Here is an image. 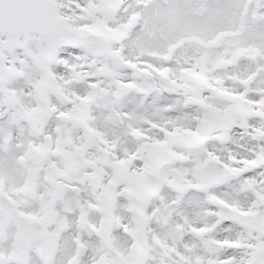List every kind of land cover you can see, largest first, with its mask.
<instances>
[{
	"label": "rangeland",
	"instance_id": "obj_1",
	"mask_svg": "<svg viewBox=\"0 0 264 264\" xmlns=\"http://www.w3.org/2000/svg\"><path fill=\"white\" fill-rule=\"evenodd\" d=\"M245 2L246 0H192L194 5L199 6L206 3L210 11L217 12L220 27L215 31L188 37L176 44L168 53L173 70L167 72L165 69L167 83L138 77L136 79L131 72L122 69L116 62H109L104 72L99 71L98 67H88L87 72L96 78L99 88L106 92L92 103L90 112L92 119L88 121V125L101 133L104 139L116 143L114 150L116 156L123 158L125 152H137L140 141L129 134L130 127L142 129L148 137L155 138L162 134L161 130L150 127L145 121H152L160 125L161 129L166 127L165 121L168 120H176L186 126L194 124L193 117L200 114L196 91L201 93L205 87H215L223 91L225 83L229 91L237 88L240 92L244 91L237 81L229 77L238 75L246 78L256 72L258 64L254 63L250 57L254 55V45L259 44V37L264 35V21L253 19L250 12L246 14ZM115 3L117 4V0H97L96 4L87 10L90 23L83 29L97 31L101 36L112 39L110 43L121 39L126 31V25L121 24L116 29L108 27L111 22L108 10ZM169 3L170 0H154V4L161 9L166 8ZM208 15L209 12L205 11L200 19L204 20ZM232 22L245 25L249 37L248 46H245L240 35L230 30L229 26ZM137 35L144 36L140 28L136 29L133 38ZM17 51L19 50L14 49L10 52L8 60H11ZM136 54L137 51L133 46L129 45L125 48L126 56L132 57ZM91 59L96 61L97 66L104 63V57L97 56ZM156 63L161 65L159 60ZM259 63H264V61H259ZM141 68L144 66L141 65L137 71ZM147 70L152 71L150 66ZM218 78L222 81L219 84L217 83ZM35 79H39V74L33 70L29 71L25 77L6 79L0 83V167L8 168L12 155L21 156L30 144L34 146L31 152L21 156L14 177L10 176L7 171L0 177V193L7 194L16 208L26 207L29 216L34 219L36 228L45 227L48 234L59 233V249L55 253L56 264H63L65 258L69 259V264L73 262L74 264H82V262L83 264H93V262L95 264H146V262L147 264H178V262L179 264H197L198 260L201 264H209V261L215 262L226 255L240 254L238 249L234 250L233 246L228 245H216L222 249L219 253L213 254L205 243L207 240H247L249 238L247 229L241 227L239 223H234L230 230H224L221 222L227 211L210 204L207 199L208 192L192 189L190 194L182 196L168 187V184L159 186L157 194L150 198L147 197L144 201L148 204V212L153 209H157V212L151 218L150 224L144 213L138 216L139 225L135 221V234L140 236H142L144 221L146 225L143 230L145 238L135 247L136 250L129 248L132 228L119 232L114 231L115 225H111L114 233L109 235L110 247L104 244L103 237L98 240L94 232L81 230L76 223L80 206L90 200L91 193L95 191L99 194L100 190L105 187L102 176L104 169L110 170V175L106 174L105 177L121 176L122 186L114 190L117 193L123 189L125 195V188L128 185L134 186L140 182L138 187L144 185L149 188L153 184L154 166L159 160L173 159L175 161L173 167L181 174L186 169L189 170L187 178L192 179L190 170L196 161L203 159V155L201 153L200 156H195L185 151V142L193 138L179 133L171 147L177 153L190 156L191 162L175 160L164 149H154L142 154L151 160L150 167L147 169L133 168L132 162L128 161L125 170L122 169V175L119 166L106 168L105 163L110 165L113 157L103 158L104 154L100 149L104 145L93 142L91 147H84L82 153L77 152L78 146L85 145L83 133L71 120L58 119V113H52L42 125L37 124L35 130L37 129L39 137L31 136L32 130H29L28 136L26 132L29 126L21 124L19 113L24 114V108L34 107L37 103L29 83L30 80ZM129 79H135L143 91L118 88V81ZM251 87L264 89V72L257 76ZM177 88L185 89L188 94H179L176 91ZM10 89L16 90L19 103L11 100V109L5 111L4 107L9 106L7 91ZM91 91L87 80L74 81L64 95L71 98V92H76L80 96H86ZM204 95L207 97V92ZM49 98L50 104L54 105L58 112H68L73 107L72 103L56 93H50ZM207 102L209 105L215 103L212 98H208ZM234 103L238 105L236 115L251 110V106L243 101L237 100ZM13 105L17 109L14 110ZM12 118L18 124L17 127L12 125ZM248 123L255 124L257 127L261 124L260 121H248ZM212 126L218 127L219 125L213 123ZM58 127L61 129L60 134L56 131ZM250 131L251 129L246 126L233 129L229 142H211L207 145V151L215 153L225 161L229 155L236 156L238 161L245 157L251 160L252 153H259V148L257 141L246 134ZM46 137H51V139H46ZM56 146H60V149ZM75 152H77V158L72 161L71 158ZM80 155L83 157L80 158ZM67 161H71L78 167L75 181L68 183V187L63 188L60 194H56L55 199L49 197L47 201H44L43 196L46 193L56 192L55 184L58 174L65 168L62 162ZM88 162H92L93 165L89 167ZM242 167L245 170L243 176L238 174L237 178L227 180L222 186L212 188L209 192L215 193L230 204L248 208L256 197L254 192L244 184L245 177L254 178L256 191L264 189V182H262L264 177L247 170L252 167V164ZM89 172L94 173L95 179L91 183L90 179L81 182L84 174ZM132 173H136L139 177V181H135L134 185H130ZM31 178L32 180L29 181ZM193 183H198V181L193 180ZM120 203L126 204L127 201L121 199ZM109 209L108 215L111 216L112 206ZM209 209L212 214H209ZM116 213L118 223L121 217L127 223L129 215L127 210L117 207ZM87 219L94 224L98 216L93 211ZM177 225H182V229L178 230ZM206 226L213 230L202 236H197L191 231L193 227ZM16 233L14 225H6L3 218L0 222V250L10 249L8 255L0 251V260H3L4 264H21L19 259L22 253L18 247ZM66 240L70 243L64 247ZM81 243L83 247L80 246ZM143 246H145L144 249ZM98 249L103 251L99 259H97ZM133 253L134 258H127V254L132 256ZM49 254L50 249L42 256L34 249L30 255L29 253L26 255L27 264H42V257Z\"/></svg>",
	"mask_w": 264,
	"mask_h": 264
},
{
	"label": "snow or ice",
	"instance_id": "obj_2",
	"mask_svg": "<svg viewBox=\"0 0 264 264\" xmlns=\"http://www.w3.org/2000/svg\"><path fill=\"white\" fill-rule=\"evenodd\" d=\"M96 2L97 0H0V82L6 79L25 77L29 71L38 72L39 79L29 81L37 103L34 107L23 109L25 118L33 125H42L52 113H58V119L78 122L85 129L87 140L85 145L77 147V152L82 153L83 148L88 144L98 142L104 145L100 149L104 154L103 158L113 157L114 168L131 161L133 168L147 169L151 166V160L142 154L154 149H164L175 160L191 162L190 156L175 152L171 146L179 133L192 137L193 139L185 142V151L191 153L199 150L203 159L193 164L190 170L192 179L187 178L189 170L186 169L183 174L178 172V181H168V187L176 191L194 188L208 192L209 203L227 211L221 222L224 230H230L234 223H239L249 233L247 240L211 241L216 245L233 246L234 250L238 249L240 254L226 255L223 258H218L215 262L209 261V264H264V189L256 191L254 178L245 177L244 184L254 192L256 197L248 208L230 204L215 193L209 192V189L233 178L237 172L243 176L245 170L242 166L246 164L253 165L247 169L248 171L256 172L257 175L264 177V143H261L264 141V89L251 87L257 76L264 72V63H259V61H264V35L259 37V44L254 45L255 52L250 57L254 63L258 64L256 72L246 78H241L238 75L229 77V79L238 82L244 89L243 92H240L238 88L227 90L226 83L223 91L215 87H205L200 93L201 98L198 101L200 114L193 117L194 124L186 126L176 120H168L165 121L166 127L161 129L160 125L152 121H145L150 127L161 130L162 134L155 138L148 137L142 129L130 127L129 134L140 141V144L137 152H125L122 158L115 154V142L104 139L101 133L88 125V121L92 119L91 105L103 92V89L99 88L96 78L87 72L88 67H98L99 71L104 72L109 62H116L122 69L131 72L133 76L140 79L160 80L162 83H167V72L173 70L168 53L176 44L188 37L215 31L220 27V21L218 13L210 11L206 3L197 6L192 3V0H170L168 6L162 9L154 4V0H132V2L117 0L114 19L108 24V27L116 29L121 24L127 27L121 39L107 44L97 41L93 37L81 38L75 35L78 30L90 23L87 10ZM244 7L245 13L250 12L253 19L264 21V0H246ZM205 11H208L209 15L206 19L201 20L200 16ZM137 28L141 29L143 37L137 35L136 38H133ZM229 28L242 37L245 46L249 45L247 29L243 23L237 25L232 22ZM129 45L136 49L135 56L125 55V48ZM14 49L19 51L15 52L11 60H8V54ZM97 56L104 57V63L98 66L96 61L91 59ZM157 60L161 61V65H157ZM141 65L144 68L137 71ZM148 66L151 67V72L147 70ZM82 80H87L88 87L92 89L91 92L86 96L71 92V98L64 95L74 81ZM221 82V79L218 78L217 83ZM118 88L143 91L135 79L118 81ZM176 91L179 94H188L183 88H177ZM205 92L208 94L207 97L204 95ZM50 93H56L72 103V109L68 112H58V109L50 104ZM7 96L10 100L19 103L15 89L8 90ZM208 98H212L215 103L209 105ZM237 100L251 106V110L236 115L238 105L234 101ZM248 121H260L261 124L257 127ZM213 123L219 126L213 127ZM244 126L251 129L246 134L257 141L259 148V153H252L251 160L245 157L238 161L236 156L229 155L225 161L215 153L207 151L209 143H227L232 138L233 129L244 128ZM56 131L60 133L61 129L58 127ZM46 139H51V137H46ZM33 147L30 144L21 156L27 155ZM21 156L12 155L10 166L6 169L0 167V177L5 174V171L14 177ZM62 163L68 171L74 170L71 167V161ZM171 164L172 160L161 161V171ZM93 175L94 173H85L81 182L91 179ZM193 180L199 182L193 183ZM62 187L67 188L68 185ZM55 196L54 191H49L43 196V200L47 201L49 197L55 199ZM121 199L126 200L127 203L121 204ZM117 207L124 208L129 215L127 223L124 222L123 217L120 218L119 227L114 231L134 228L136 211L134 202L130 196L124 195L123 189L112 198V214L114 216L117 215ZM93 211L99 217L94 224L87 219ZM156 212L157 209H153L151 212L145 209V216L149 224ZM209 214H212L211 209H209ZM5 215L14 220L18 230L16 235L28 238L29 247L26 251L29 255L34 249L39 251L37 240L29 234L25 224L24 217L29 216L28 209L26 207L14 208L11 204L0 201V222ZM106 215L103 193L97 194L94 191L92 200L80 206L76 223L81 230L94 232L97 239L100 240L104 234ZM182 227V225H177L178 230ZM212 230L207 226L191 229L197 236H202ZM44 236L43 244L50 249V254L42 257V264H56L55 253L59 249V233H45ZM80 246L83 247V244L81 243ZM0 251L4 255H8L10 249ZM102 254V249H98L97 259ZM0 264H4V261L0 260ZM63 264H69V259L65 258ZM197 264H201V262L198 260Z\"/></svg>",
	"mask_w": 264,
	"mask_h": 264
},
{
	"label": "water",
	"instance_id": "obj_3",
	"mask_svg": "<svg viewBox=\"0 0 264 264\" xmlns=\"http://www.w3.org/2000/svg\"><path fill=\"white\" fill-rule=\"evenodd\" d=\"M92 37L95 38V40H97V41L107 43V41L99 40L95 36H92ZM193 152L197 154L199 152V150H195ZM159 175H160V182H165L168 179L169 175H171L173 177V180L172 181H174V180H177L178 181L179 180V175H178V172L177 171H175V170L170 171L167 168L164 171H161V165L159 167ZM187 190L182 191V192H186ZM2 199L3 198L1 197L0 198V201H2ZM28 225L30 226V224H28ZM28 231H29V229H28ZM29 234H30V232H29ZM20 239H21V242H22V246H23L24 250L26 251L27 248L29 247L28 238L27 237H25V238H21L20 237ZM210 246H211V248H212V250L214 252L218 251V249L214 248L212 245H210Z\"/></svg>",
	"mask_w": 264,
	"mask_h": 264
},
{
	"label": "bare ground",
	"instance_id": "obj_4",
	"mask_svg": "<svg viewBox=\"0 0 264 264\" xmlns=\"http://www.w3.org/2000/svg\"><path fill=\"white\" fill-rule=\"evenodd\" d=\"M70 243V241L69 240H66L65 241V245H64V247H67V245Z\"/></svg>",
	"mask_w": 264,
	"mask_h": 264
}]
</instances>
